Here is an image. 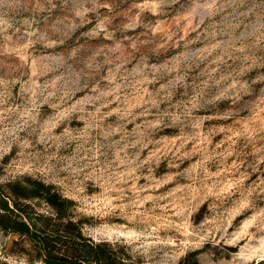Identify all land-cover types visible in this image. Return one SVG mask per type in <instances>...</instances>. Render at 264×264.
<instances>
[{
  "label": "rangeland",
  "instance_id": "obj_1",
  "mask_svg": "<svg viewBox=\"0 0 264 264\" xmlns=\"http://www.w3.org/2000/svg\"><path fill=\"white\" fill-rule=\"evenodd\" d=\"M26 225L264 264V0H0V264H47Z\"/></svg>",
  "mask_w": 264,
  "mask_h": 264
},
{
  "label": "trees",
  "instance_id": "obj_2",
  "mask_svg": "<svg viewBox=\"0 0 264 264\" xmlns=\"http://www.w3.org/2000/svg\"><path fill=\"white\" fill-rule=\"evenodd\" d=\"M35 188L38 192L47 195L48 203L59 213V215L67 214V206L70 204L68 200L59 199L56 194L52 193V187L44 185L42 183H36ZM5 211L12 213L8 205L5 206ZM26 234L37 242L40 248L45 252V261L47 264H137L135 263L127 253H119L114 248V243L106 241L96 242L91 239H85L79 237V241L73 246L76 256L61 255L56 251V243L52 242L51 236L43 237L41 241L34 239V233H32L26 225ZM49 241V242H48Z\"/></svg>",
  "mask_w": 264,
  "mask_h": 264
}]
</instances>
